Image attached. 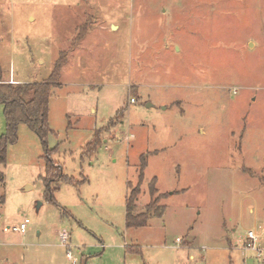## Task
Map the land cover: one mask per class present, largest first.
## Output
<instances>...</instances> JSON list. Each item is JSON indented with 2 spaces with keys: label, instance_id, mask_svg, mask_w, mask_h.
Masks as SVG:
<instances>
[{
  "label": "rangeland",
  "instance_id": "374dc122",
  "mask_svg": "<svg viewBox=\"0 0 264 264\" xmlns=\"http://www.w3.org/2000/svg\"><path fill=\"white\" fill-rule=\"evenodd\" d=\"M61 60L47 148L64 178L52 201L46 149L20 124L0 264H264V0H0V84L46 82ZM143 159L136 213L154 178L165 211L127 229Z\"/></svg>",
  "mask_w": 264,
  "mask_h": 264
},
{
  "label": "trees",
  "instance_id": "16d2710c",
  "mask_svg": "<svg viewBox=\"0 0 264 264\" xmlns=\"http://www.w3.org/2000/svg\"><path fill=\"white\" fill-rule=\"evenodd\" d=\"M62 66L63 61L61 60L56 66L52 77L43 83L0 84V104L4 106L7 124V133L0 137V165L6 163L10 145L18 141L20 124H26L29 129L38 135L46 149V179L44 181L47 193L52 201H54V198L52 196L51 183L64 178L62 166L52 159L51 151H48L47 148V138L49 134L53 133L49 125L50 99L53 88L60 87L59 75ZM92 146L90 145L88 150L92 149ZM146 165V160L143 159L139 173V186L131 187L130 193L126 198L127 229L146 227L152 218H161L164 215L165 207L159 206L160 198H154L159 193L156 187V178L150 184L151 202L147 205L145 212L136 213L137 202L141 194L140 186L144 180ZM3 177L4 174L0 172V184L3 182ZM65 180L70 181L66 177Z\"/></svg>",
  "mask_w": 264,
  "mask_h": 264
},
{
  "label": "built area",
  "instance_id": "2783aa9c",
  "mask_svg": "<svg viewBox=\"0 0 264 264\" xmlns=\"http://www.w3.org/2000/svg\"><path fill=\"white\" fill-rule=\"evenodd\" d=\"M12 83H15V82L12 81ZM235 94H237V90H235ZM134 102H135V100L132 99L131 103H134ZM0 223H1V221H0ZM29 223H30L29 219H25V221L19 227H14L13 231L25 234ZM3 230H4V232H8L11 230V228L4 226ZM59 237H60V241H61L62 246L64 248L68 249V252H67L68 259L76 261L73 257L74 255L71 251V249H72L71 234L68 233L67 231H63L59 234ZM259 241H260L259 235L253 231H249L248 235L246 237V240L244 242V245H245L246 249L258 253L259 257H261L263 250H262V248L258 247ZM178 242H180L179 239H178Z\"/></svg>",
  "mask_w": 264,
  "mask_h": 264
},
{
  "label": "water",
  "instance_id": "95a60500",
  "mask_svg": "<svg viewBox=\"0 0 264 264\" xmlns=\"http://www.w3.org/2000/svg\"><path fill=\"white\" fill-rule=\"evenodd\" d=\"M148 107H152V105L150 104ZM41 206V204H39L38 208Z\"/></svg>",
  "mask_w": 264,
  "mask_h": 264
},
{
  "label": "crops",
  "instance_id": "0c3cea01",
  "mask_svg": "<svg viewBox=\"0 0 264 264\" xmlns=\"http://www.w3.org/2000/svg\"><path fill=\"white\" fill-rule=\"evenodd\" d=\"M14 81V80H13ZM18 83V82H17Z\"/></svg>",
  "mask_w": 264,
  "mask_h": 264
}]
</instances>
